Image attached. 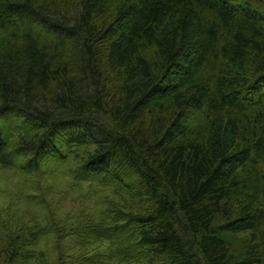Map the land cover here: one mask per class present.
<instances>
[{
  "label": "trees",
  "instance_id": "16d2710c",
  "mask_svg": "<svg viewBox=\"0 0 264 264\" xmlns=\"http://www.w3.org/2000/svg\"><path fill=\"white\" fill-rule=\"evenodd\" d=\"M255 2L0 0V165L37 173L92 146L82 181L150 203L146 264H264Z\"/></svg>",
  "mask_w": 264,
  "mask_h": 264
},
{
  "label": "rangeland",
  "instance_id": "374dc122",
  "mask_svg": "<svg viewBox=\"0 0 264 264\" xmlns=\"http://www.w3.org/2000/svg\"><path fill=\"white\" fill-rule=\"evenodd\" d=\"M92 150L67 148L65 160L31 174L0 165V264L147 263L136 218L150 203L111 179L82 181Z\"/></svg>",
  "mask_w": 264,
  "mask_h": 264
}]
</instances>
